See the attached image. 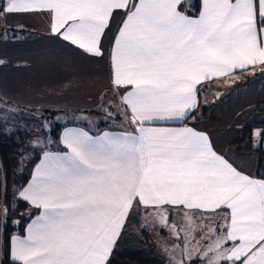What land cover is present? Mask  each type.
Wrapping results in <instances>:
<instances>
[{
    "label": "snow or ice",
    "instance_id": "6c2138e0",
    "mask_svg": "<svg viewBox=\"0 0 264 264\" xmlns=\"http://www.w3.org/2000/svg\"><path fill=\"white\" fill-rule=\"evenodd\" d=\"M191 7L185 0H0V18L46 14L51 32L93 57L103 56L105 33L121 16L112 82L128 89L118 94L137 125L120 135L62 132L65 151L45 152L17 194L42 211L25 238H8L11 264H111L141 208L145 215L155 210L161 231L174 209L184 217L169 227L183 240L179 264H264V179L218 155L205 134L152 126L186 119L198 105L196 86L208 76L264 67V0H202L195 18L186 14ZM4 201L6 233L8 213L17 211L7 206L6 186ZM220 210L229 212L223 229L196 222ZM197 232L203 247L194 243Z\"/></svg>",
    "mask_w": 264,
    "mask_h": 264
},
{
    "label": "crops",
    "instance_id": "0c3cea01",
    "mask_svg": "<svg viewBox=\"0 0 264 264\" xmlns=\"http://www.w3.org/2000/svg\"><path fill=\"white\" fill-rule=\"evenodd\" d=\"M121 21L122 17L118 15L111 20L110 30L106 31L102 41V57H93L91 54L83 52L76 46L63 41L53 32L39 30V36L35 39L24 36L16 38L0 36V105L2 110L0 113L5 114L6 108L24 113H30L33 109H49V111H63L60 114L66 113V115L92 114L94 116L100 113L96 110L108 101L110 95L118 99L125 107L118 93L126 92L128 89L126 87L117 89L112 82L111 54ZM17 23L15 17L9 18L7 21L0 18V35L5 30L28 26V24ZM20 25L23 26L20 27ZM246 70L250 76H257L256 79H248L246 83L242 81L243 72ZM225 79L233 80L236 83V86L231 88L228 93H226L224 85L227 83L224 82ZM204 83H209V85L204 86ZM228 83L232 84V82ZM211 84L213 85L212 89L221 91V94L219 98H216L217 102H215L207 120L190 118V115L200 106L198 102L194 111H191L190 115L183 121L176 120L168 124L161 123L152 126L177 129L188 127L198 133L205 134L218 155L223 156L242 173L256 178L259 153L264 151V145L262 141L258 147L255 146L253 130L261 129L264 134V113L256 111L259 105L264 106V67L257 63L256 65H249L243 70H231L228 74L210 75L196 86L197 100L198 90L201 93L204 88H208ZM104 96L105 99L102 100ZM201 103L203 104L202 99ZM92 111L96 113L93 114ZM127 124H129L128 130L125 129L124 131L117 130L118 125L115 127L105 124L96 127L87 123L65 124L59 134V139L55 140L54 143L51 140L47 141L48 145L42 149L41 158L34 165L28 184L31 182L35 169L41 163L45 152L60 153L65 151L60 137L66 128H80L90 131L93 135H100L104 132H108L110 135L135 133L137 125L131 124L129 121ZM246 128L253 139L252 149L244 153L236 152L232 145L242 138ZM34 209L42 211L41 209ZM173 211L174 215L168 221H172L176 214L181 215L178 209ZM154 212V209H149V214ZM222 213L226 214L227 217L229 215L227 210H220L219 214ZM145 216L147 215L144 212L141 224L145 222ZM37 217L32 218L28 225ZM182 217L181 215L180 221L183 219ZM28 225L23 234H14L12 238H25ZM200 235L199 232L196 233V240H202ZM180 236L182 237V235Z\"/></svg>",
    "mask_w": 264,
    "mask_h": 264
},
{
    "label": "trees",
    "instance_id": "16d2710c",
    "mask_svg": "<svg viewBox=\"0 0 264 264\" xmlns=\"http://www.w3.org/2000/svg\"><path fill=\"white\" fill-rule=\"evenodd\" d=\"M194 4L195 7L188 8L187 15L192 18L198 16L201 10V0H186L185 7ZM1 37H30L31 39L37 38L39 35L32 32L29 26L22 28H13L3 32ZM209 83H204L208 86ZM125 91H121L123 93ZM110 97H108L109 100ZM112 98V97H111ZM199 105L198 109L190 115L196 120H207L210 113L214 108L215 103L204 105L201 103V93L198 90ZM105 99V96L102 100ZM107 99V97H106ZM259 113H264V106L259 105L256 109ZM58 110L49 109H33L30 113L44 114L47 119L52 116L62 115ZM93 112V111H92ZM91 112V113H92ZM96 113V112H93ZM51 129L47 134L48 138L59 139L63 127ZM60 129V132H58ZM57 131V132H56ZM250 132L243 131L242 138L233 143L232 148L239 153L248 152L252 149V141ZM41 150L31 149L19 136L9 135L7 133H0V207L4 206V188H7V206L9 209L17 208L15 215L9 211L7 216V231L2 223L3 218L0 217V264H11L9 256L10 241L14 234H23L25 229L34 215L36 209L30 208L24 202H18L17 194L19 191L28 184L32 170L37 161L41 158ZM257 179H264V151L259 153V163L256 172ZM33 210V211H31ZM30 215L26 217V214ZM144 214L141 208L138 215L130 219L125 234L118 240L114 248V254L110 257L111 264H168L157 252L145 247L142 239H149L147 230H142L141 221ZM32 216V217H31Z\"/></svg>",
    "mask_w": 264,
    "mask_h": 264
},
{
    "label": "rangeland",
    "instance_id": "374dc122",
    "mask_svg": "<svg viewBox=\"0 0 264 264\" xmlns=\"http://www.w3.org/2000/svg\"><path fill=\"white\" fill-rule=\"evenodd\" d=\"M17 19V24H28L30 29L33 33L38 34V31L42 32H50V19L46 14H31V15H23L19 17H15ZM18 26V25H16ZM23 25H20V27ZM248 70L243 72L242 81L245 83L248 82V79H256L255 75L252 77L247 72ZM252 81V80H251ZM249 81V82H251ZM224 82H227L225 85L226 93H228L231 88L236 86L235 81L225 79ZM228 82H232L228 83ZM211 84L208 88H204L201 91V99L204 105L212 104L217 102L216 98H219L221 91H217V89L213 88ZM210 92V93H209ZM111 96V95H110ZM108 96V97H110ZM112 97V96H111ZM109 98V100L101 107L96 110L100 113L96 115H86V114H62L57 116H52L51 119H47L44 114H33L29 112H20L15 109H11L8 113H0V133H7L9 135H17L21 138L31 149L41 150L48 145L49 140L54 143V138H48L47 135L51 129L57 128L67 123H87L90 125H97L104 126L105 124L109 126H117V130H128L129 124L128 118L124 115V107L122 106L121 102L114 97ZM199 102V98H198ZM111 104V114L109 115L106 111L107 106ZM0 111L1 105H0ZM94 114V113H93ZM127 122V123H126ZM57 132V131H56ZM60 129H58V132ZM254 138H255V146L258 147L259 144L262 143L264 145V134L261 129H254ZM260 132L262 135L256 136L255 133ZM39 138V139H38ZM263 139V140H262ZM251 141V138H250ZM50 146V145H49ZM48 148V147H47ZM51 148V147H50ZM33 211V210H31ZM34 215L32 218H35L39 215L40 210H35ZM166 212H163L162 215L167 217ZM30 215V212L26 214V217ZM155 216L154 213H150L149 215L145 216L146 220L141 225V228H145L148 231L149 239H142L144 246L157 252L166 262L169 264H179L181 257L180 247L179 245L183 243V240L179 242L176 241L174 236L169 232V227L172 225H182L184 222V217L180 221L178 214L174 216L172 221L167 220L168 227H165L164 231L160 230V221L159 218L156 219L154 222L153 217ZM227 215L222 214H213L211 217H204L201 219L197 217V223L211 225V229L214 231L217 226L221 229L224 228L226 222ZM223 233L221 232V235ZM180 235H184L183 229L181 227ZM194 243H197L199 247L204 246L203 240H196ZM195 254V253H193ZM186 259V257H184Z\"/></svg>",
    "mask_w": 264,
    "mask_h": 264
}]
</instances>
